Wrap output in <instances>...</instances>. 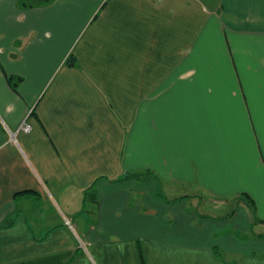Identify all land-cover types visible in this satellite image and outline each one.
Wrapping results in <instances>:
<instances>
[{
	"label": "crops",
	"instance_id": "0c3cea01",
	"mask_svg": "<svg viewBox=\"0 0 264 264\" xmlns=\"http://www.w3.org/2000/svg\"><path fill=\"white\" fill-rule=\"evenodd\" d=\"M247 43L264 0H0V264H264Z\"/></svg>",
	"mask_w": 264,
	"mask_h": 264
},
{
	"label": "rangeland",
	"instance_id": "374dc122",
	"mask_svg": "<svg viewBox=\"0 0 264 264\" xmlns=\"http://www.w3.org/2000/svg\"><path fill=\"white\" fill-rule=\"evenodd\" d=\"M227 34H228V36L229 37H231L232 38V33L230 32V31H228L227 32ZM248 37V36H247ZM256 38H258V37H260L259 35H256L255 36ZM261 38H263V36H261ZM245 49H246V55H243L244 56V58H247V61H246V64L247 65H254L255 64V58L254 59H250L249 58V56H250V53L252 52V53H254L255 54V56H257L258 54L260 55V54H262V55H264V46H258V45H249L248 43L245 45V47H244ZM251 51V52H250ZM246 69H248V68H246ZM17 80V79H16ZM15 80V81H16ZM60 203V202H59ZM231 204H234V202H231ZM61 205V204H60ZM230 205V204H229ZM234 207V205H230L229 206V209L228 210H226L225 212H227V211H229V210H231L232 208ZM58 208V207H57ZM63 208V207H62ZM203 208V210H205V207H202ZM64 209H65V207H64ZM218 212V211H217ZM86 225V224H85ZM88 247V246H87ZM81 252H82V250H81Z\"/></svg>",
	"mask_w": 264,
	"mask_h": 264
},
{
	"label": "trees",
	"instance_id": "16d2710c",
	"mask_svg": "<svg viewBox=\"0 0 264 264\" xmlns=\"http://www.w3.org/2000/svg\"><path fill=\"white\" fill-rule=\"evenodd\" d=\"M50 0H22V4L25 5V6H34V5H39V4H44V3H47L49 2ZM23 192H30V193H35L33 191H23ZM248 202L250 203V205L252 206V208H254V203H253V200L250 198V199H247ZM144 262V260H142Z\"/></svg>",
	"mask_w": 264,
	"mask_h": 264
},
{
	"label": "built area",
	"instance_id": "2783aa9c",
	"mask_svg": "<svg viewBox=\"0 0 264 264\" xmlns=\"http://www.w3.org/2000/svg\"><path fill=\"white\" fill-rule=\"evenodd\" d=\"M20 129H22V130L28 132V131L31 129V124H30L29 122H27V121H23V123H22L21 126H20ZM66 222H67L69 225L72 226V224H71V222H70L69 219H67Z\"/></svg>",
	"mask_w": 264,
	"mask_h": 264
}]
</instances>
